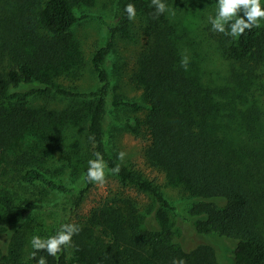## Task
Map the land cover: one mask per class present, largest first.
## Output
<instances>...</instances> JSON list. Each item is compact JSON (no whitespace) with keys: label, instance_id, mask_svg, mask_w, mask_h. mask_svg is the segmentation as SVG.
<instances>
[{"label":"trees","instance_id":"16d2710c","mask_svg":"<svg viewBox=\"0 0 264 264\" xmlns=\"http://www.w3.org/2000/svg\"><path fill=\"white\" fill-rule=\"evenodd\" d=\"M94 1L12 0L9 24L0 19V152L29 130L42 135L46 146L63 154L62 167L54 174L45 159L25 152L14 161L20 166V178L27 185L39 184L71 196L76 213L93 186L85 176L96 152L109 169L120 165L115 176L124 187L135 188L151 201L142 207L131 198L113 195L89 216L65 222L78 224L81 231L59 258L37 252L33 259L34 249H26L30 230L15 219L32 204H18L0 186V264H36L40 256L47 264H172L173 259L185 264H264V147L257 146L259 139L249 131H258L257 104L252 101L247 106L245 97L264 61V24L238 38L230 36L224 53L239 66L231 74L234 91L230 93V86H217L205 76L188 50L186 28L170 19L169 12L157 16L151 0L126 3L134 4L136 16L143 20L145 43L133 80L149 109L144 119L130 121L128 129L137 136H150L147 164L192 199L189 222L207 242L188 250L172 219L175 208L160 186L141 171L124 166L117 154L108 153L102 124L109 102L116 109L134 111L142 105L123 97L110 100L105 68L117 38L135 41L133 21L125 12L113 27L101 16L77 13V8ZM92 18L100 20L111 36L93 58L100 87L82 92L59 80L72 72L80 78L81 67L78 63L72 67L77 59L74 29ZM185 55L187 71L181 67ZM52 94L72 103L61 111L32 106ZM78 117L85 123L82 144L68 138L69 126ZM66 171L78 181L67 183ZM59 228L41 237L55 235Z\"/></svg>","mask_w":264,"mask_h":264},{"label":"rangeland","instance_id":"374dc122","mask_svg":"<svg viewBox=\"0 0 264 264\" xmlns=\"http://www.w3.org/2000/svg\"><path fill=\"white\" fill-rule=\"evenodd\" d=\"M128 0H95L93 5H82L77 8L78 14H92L105 18L110 26H118L125 14V6ZM168 8L174 12H169V17L177 22L181 27L186 28L189 42L188 50L195 60L202 66L205 76L217 86L226 84L232 88L231 74L239 67L229 59L224 50L227 43L231 42L230 36L212 31V26L208 21L209 15L215 16L217 11V0H168ZM12 0H0V19L9 24L12 18ZM264 24V21H261ZM1 25V24H0ZM143 20L140 16L131 24L132 34L135 41L131 42L119 37L115 46L105 61V68L110 81L111 98L123 97L131 101H139L142 108L139 111L131 109H116L109 102L107 110L103 116V131L108 147V153L115 155L124 151L127 153L124 161H120L124 166L133 167L141 171L148 179L155 181L163 191V194L175 208L173 221L177 223L179 239L188 250L196 248L207 240L196 233L190 224L189 209L192 199L184 195L179 187L168 185L164 173L156 170L147 164L146 150L150 144V136L147 133L139 136L128 129L130 121L138 118L144 119L148 114V105L143 102L142 90L134 83V74L138 67V57L143 49L145 40L142 31ZM110 30L103 23L95 18L85 20L74 29V38L77 41V59L81 67L80 78H74V73L62 77L59 82L66 87L77 86L82 92H90L100 87L98 74L94 70L93 58L96 53L107 45L110 40ZM248 91L245 92L247 106L255 101L258 113L255 115L259 119L257 123L258 131L253 130L259 139L257 146L264 147V61L257 67L256 74L251 80ZM72 101L62 95L52 94L45 99H37L32 106H46L52 110L61 111L68 107ZM245 108V106H243ZM85 123L81 117L69 126L68 138L70 142L82 144L84 140ZM30 152L38 158L46 160L47 167L53 170L60 169L64 163V156L58 150H53L46 146L43 136L27 131L23 136L11 142L7 150L0 152V186L9 191L18 204L28 206L15 219L22 227L27 225L30 233L36 236H48L52 229H56L60 224L76 222L79 217H87L91 212L102 206L111 196L122 195L131 198L144 207L149 204L150 196L139 193L135 188L124 187L107 166L106 183L103 186L93 184L79 212L74 211V198L51 190L43 185H27L20 178V169L14 163L17 155ZM66 170V169H65ZM54 178H62V175H54ZM65 181L71 183L74 179L69 171L64 172ZM1 217H4L1 212ZM28 233V244L26 249H30V240L33 235ZM43 238V237H41Z\"/></svg>","mask_w":264,"mask_h":264},{"label":"clouds","instance_id":"9594fccd","mask_svg":"<svg viewBox=\"0 0 264 264\" xmlns=\"http://www.w3.org/2000/svg\"><path fill=\"white\" fill-rule=\"evenodd\" d=\"M151 5L154 6L157 16L165 12L175 14L163 0H151ZM124 10L128 20L134 21L136 19L137 13L134 4H127ZM208 21L212 26V31L238 38L246 31L261 27V21H264V5H262L261 0H217L216 15H209ZM188 64L189 57L185 55L181 59V67L187 71ZM126 155V152L120 151L117 158L124 161ZM95 157V159L88 161L85 179L89 183L103 186L106 183L107 164L100 152H96ZM120 170L119 164L110 169L114 175L118 174ZM80 231L81 228L76 223H63L55 235L46 239L33 236L30 240L31 247L34 249L31 257L36 259L37 252H46L48 256L59 258L66 248L72 247L73 236L78 235ZM36 264H47V260L44 256H40L36 260ZM172 264H185V261L173 259Z\"/></svg>","mask_w":264,"mask_h":264}]
</instances>
